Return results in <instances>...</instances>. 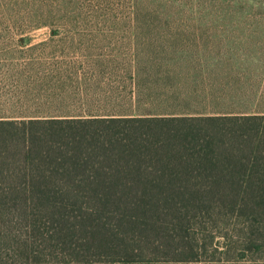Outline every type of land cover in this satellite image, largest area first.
Segmentation results:
<instances>
[{
	"label": "trees",
	"instance_id": "trees-1",
	"mask_svg": "<svg viewBox=\"0 0 264 264\" xmlns=\"http://www.w3.org/2000/svg\"><path fill=\"white\" fill-rule=\"evenodd\" d=\"M79 33L32 47V107L0 119V264L196 259L203 221L263 226L264 115H210L203 56Z\"/></svg>",
	"mask_w": 264,
	"mask_h": 264
},
{
	"label": "rangeland",
	"instance_id": "rangeland-1",
	"mask_svg": "<svg viewBox=\"0 0 264 264\" xmlns=\"http://www.w3.org/2000/svg\"><path fill=\"white\" fill-rule=\"evenodd\" d=\"M0 32H35L40 35L32 37L35 42L45 40L43 34L49 32H80L94 41L97 32H159L161 38L149 37L160 41L155 46L133 48L126 41L129 38L118 35L115 42L121 43L110 46L142 54L151 48L167 56L198 54L212 63L264 52L242 45L264 36V0H0ZM174 35L186 43L161 42ZM203 223L195 228L196 259L171 261L146 253L132 261L73 263L63 257H44L32 264H264V225L255 229L244 217Z\"/></svg>",
	"mask_w": 264,
	"mask_h": 264
},
{
	"label": "crops",
	"instance_id": "crops-1",
	"mask_svg": "<svg viewBox=\"0 0 264 264\" xmlns=\"http://www.w3.org/2000/svg\"><path fill=\"white\" fill-rule=\"evenodd\" d=\"M35 32H0V119L20 118L13 114L14 110L24 107H32V92L30 79L32 71V47L50 48L76 42V40L61 39L69 35L66 32H49L43 34L45 40L37 41L32 37L40 36ZM114 39H101L96 42L88 40L86 46H100V42L110 44L115 42L116 37L123 36L134 48L155 46L159 40L149 37L162 35H149L150 32H115ZM152 33V32H151ZM159 33V32H158ZM118 35V36H117ZM103 40V41H102ZM125 42V41H124ZM163 44L181 45L186 40H180L179 35L170 36L167 40L162 39ZM126 43V42H125ZM122 45V44H121ZM236 45V46H235ZM241 44H231L237 47ZM242 45H250L264 49V36L256 42H243ZM120 47V46H114ZM249 47V46H244ZM206 70L201 72L203 82L199 83L198 92L204 94L202 107L214 110L210 115H264V52L259 54L240 56L239 59H220L215 62H204ZM203 65V66H204ZM200 66V67H203ZM22 67L28 70L22 76L23 81H28V99H22L21 72ZM25 94V92H24Z\"/></svg>",
	"mask_w": 264,
	"mask_h": 264
}]
</instances>
